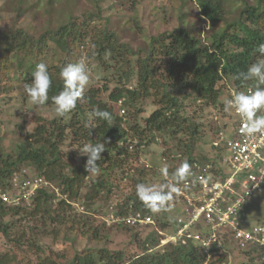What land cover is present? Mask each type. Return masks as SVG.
I'll use <instances>...</instances> for the list:
<instances>
[{
    "label": "trees",
    "instance_id": "obj_1",
    "mask_svg": "<svg viewBox=\"0 0 264 264\" xmlns=\"http://www.w3.org/2000/svg\"><path fill=\"white\" fill-rule=\"evenodd\" d=\"M38 1L37 7L41 8L44 0ZM108 1L90 0L94 9L67 16L66 23L56 29L48 28L39 37L17 27L16 22L6 30L0 29V108L8 104L22 108L23 103L30 101L25 85L32 82V73L39 63L47 65L52 85L45 105H35L38 109L55 111L52 97L63 90L60 72L66 65L77 63L76 58H84L90 77L74 110L64 117L36 116L35 127L18 141L15 149L7 151L5 137L0 134V194L18 191L14 182L25 169L43 182L20 206H8L0 197V235L8 246L7 251L0 252V264H33L31 259H35L34 264L208 262L205 250L192 244H169L146 253L159 245V229H173L175 223L167 212L148 211L136 196V185L163 177L161 169L166 166L169 176L164 177L163 184L166 179L171 180L172 173L184 161L192 166L193 175L187 181H193L196 163L214 168L220 164L226 148H216L214 142L218 133L227 128L198 119L208 108L225 113L223 90L244 93L250 87L256 88L255 81L243 82L237 76L256 62V48L264 43V0H178L177 8H162V21L155 25L152 20L142 22L146 0H132L136 15L116 28H112L111 17L105 15ZM190 2L209 22L205 35L202 30L184 25L183 10ZM30 8L31 5L18 9L17 20ZM172 20V28L165 29ZM14 61L20 70L13 76L21 82L16 98L11 95L14 88L10 83ZM91 71L95 76L90 75ZM94 109L109 111L112 122L93 116ZM7 113L18 116L19 107L15 112L9 108ZM233 116L230 115L232 120ZM0 123H4L2 116ZM207 131L213 136L208 152L200 150L207 144ZM89 142L105 144L98 174L85 170L87 157L77 161L78 150ZM153 145L162 148V167L144 163L142 153ZM68 148L75 151L67 153ZM121 183H126V190L120 189ZM53 184L57 191L51 188ZM119 193L122 199L108 213L114 195ZM173 203L178 204L177 214H182V198L174 194L169 206ZM73 204L81 205V214ZM103 214L120 220L137 214L150 216L155 223L152 226L159 229H153L144 243L139 232L134 233V244L142 253L127 259L124 250L108 247L109 229ZM30 220L36 224L31 226ZM114 226L129 228L123 221ZM44 237H51L66 248L61 252L45 249L41 240ZM222 240L224 251L236 256L233 264L238 261L237 255L248 258L245 264H264V246L251 244L244 248L228 235ZM85 243L84 249L77 250L78 244ZM217 250L213 247L211 254ZM228 253L220 254V258L213 256L209 264H229Z\"/></svg>",
    "mask_w": 264,
    "mask_h": 264
},
{
    "label": "rangeland",
    "instance_id": "obj_2",
    "mask_svg": "<svg viewBox=\"0 0 264 264\" xmlns=\"http://www.w3.org/2000/svg\"><path fill=\"white\" fill-rule=\"evenodd\" d=\"M255 1V0H253ZM38 0H24V3H21V0H0V29L6 30L10 28L14 22H16L17 27L24 28V30H27L29 33L33 34L36 37H39L42 35L48 28L56 29L59 25L66 23L68 21L67 16L69 15H78L79 12L87 9H94L93 4H90V0H44L42 3V7H37ZM132 0H109L105 6V15L110 16L112 20V28H116L118 26L122 27L123 23L130 19L131 17H134L136 15V12L133 10L132 6ZM145 4L147 6L146 12L144 13V18L142 19V22L145 24L152 20V22L155 24H158L162 21V13H163V7L171 8H177L179 6L178 0H146ZM31 5L30 11L26 12L19 20H17L18 15V9L27 8ZM177 10V9H176ZM183 16H184V25L187 27H191L192 29H195L197 31L202 30L203 35H205L206 30H208L209 22L206 21V19L201 15L200 9L196 6L194 2L188 3L187 7L183 10ZM144 20V21H143ZM175 22V20L171 21V24L168 26H165V29H171L172 24ZM154 32V28L152 29ZM75 59V62L83 61L85 63L84 58ZM13 72L11 73L10 77V83L13 86L12 90V97L16 98L18 94V90H21V82L15 78L13 75L16 74L15 72H19L20 68L17 64V61H14L12 64ZM26 66V65H25ZM24 66L23 69L26 67ZM86 66V64H85ZM90 75L95 76V72L91 71ZM98 78V76H97ZM17 90V91H16ZM229 92L223 90V100L226 101L229 98ZM21 105H13L8 104L5 108H0V117L2 116L4 123H0V134L5 137L4 140V147L7 149V151H11L12 149L16 148V144L18 141L23 137L26 136L29 132L32 131V129L35 127V117H43L50 119L52 118L56 113L52 109L48 108H36L35 105H33L30 101L27 103H23L22 108H20ZM19 107V115L16 116L13 114L10 116L7 113V110L9 108H13V111L15 112L16 109ZM16 108V109H15ZM152 110V109H151ZM150 110V111H151ZM193 109L189 107V112H192ZM150 114L147 113V115ZM232 112L220 114L218 110L208 108L205 112V115L203 118L198 119L199 122H203L204 124H209V122L213 121L215 122L219 127H223L225 132H228L231 135L232 131V123L236 118L231 119L230 115ZM234 117V116H233ZM218 138V135H217ZM216 138V139H217ZM213 139V136L207 131L206 134V146L200 149L208 152L210 150L209 143ZM67 153H72V151H75L72 148L65 149ZM162 148L159 145H153L150 147L147 153H142V157L144 160V163L150 166L155 167H162ZM226 157L230 159L232 157L231 153L227 150L225 153ZM77 161L80 162L82 156L77 155ZM141 158V157H140ZM32 183L35 181L34 173L29 170L25 169V171H22L21 176L17 179L18 182L21 181V183L25 180ZM164 180V176L158 179H152L145 184L148 186H159L161 185V182ZM56 185H52L51 188L56 189ZM120 189L123 191L127 189L126 183L120 184ZM17 193L20 192V189L16 191ZM21 193V192H20ZM14 194V193H13ZM18 195V194H17ZM12 193L8 195V200L5 201V203L9 206L10 204H15L11 200ZM24 196V193H21V197ZM113 198L114 204L113 206L108 208V213H110L111 210H113L114 205L119 202L122 196L121 193L118 195L115 194ZM23 198V197H22ZM31 198V195L28 194V196H24L25 202ZM30 203V202H29ZM22 201H17L15 206L22 205ZM27 204V203H26ZM29 205V204H28ZM73 207L78 209L79 213L81 214L83 209L81 205L73 204ZM167 215H169L171 218H173L174 223H176L178 214L175 209L170 210L167 212ZM103 220L107 224L108 231V247L112 250L119 251L124 250L126 252V258H130L131 256H135L137 254H141L142 250L141 248L134 244L133 237L136 235L134 233H138L139 239L143 240L142 243L145 242L149 234L153 231V229L157 230V226H147L146 228L142 229H133L130 230L127 229H119L114 226L113 222H111L110 218L103 214L102 215ZM242 218V225L244 229H248L250 227L255 226H263L264 227V198L263 197H257L255 201L250 204L249 208L246 210H243L241 213ZM31 226H34L36 223L33 220H30ZM28 223V222H26ZM110 226H114L110 227ZM132 229V228H131ZM159 229V228H158ZM161 230V229H159ZM169 231V230H167ZM159 236V235H158ZM42 244H44V248H48L52 250L53 252H61L66 248V245L63 243H55L51 237H44L41 238ZM86 247L85 244H78L76 246L77 250H82ZM161 246L158 245L156 248L149 250L146 253H151L155 250H158ZM8 250V246L6 245L4 237L0 235V252H5ZM48 253H45V256ZM230 255V253H228ZM237 255V254H236ZM234 260H236L235 254L231 256ZM238 261L236 264H241L242 260L245 262L248 261V258L242 255H237ZM31 261L34 264L35 259H31ZM206 264H209L207 262Z\"/></svg>",
    "mask_w": 264,
    "mask_h": 264
},
{
    "label": "built area",
    "instance_id": "obj_3",
    "mask_svg": "<svg viewBox=\"0 0 264 264\" xmlns=\"http://www.w3.org/2000/svg\"><path fill=\"white\" fill-rule=\"evenodd\" d=\"M248 88L244 93L254 91ZM229 99L236 90L229 89ZM232 114L236 118V124L231 128V135L221 131L214 142V147H224L232 157L223 156L220 164L215 168L195 164L193 181L176 185L180 191L177 196L185 202L183 215L178 219L176 229L160 231V246L165 245H195L203 248L208 257V262L213 256L220 258L224 251L222 238L231 236L244 248L251 244L264 246V227L258 226L251 231L243 228L241 211L250 206L257 197L264 198V136L256 134L249 137L241 131L243 121L233 109ZM264 114V113H258ZM214 168V169H213ZM222 169V172H215ZM23 180H25L23 178ZM43 184L41 180H35L31 184L26 180L14 182V187L24 191V196L35 194V191ZM48 185V183H44ZM18 194V195H17ZM4 201L7 195H1ZM24 196L15 192L11 196L12 202L23 201ZM13 204V205H15ZM114 210H111L112 213ZM113 224L123 221L129 228H143L154 224L152 217H143L141 214L130 215L125 219L110 218ZM213 247L217 251L211 254ZM232 255H228V263L233 264Z\"/></svg>",
    "mask_w": 264,
    "mask_h": 264
},
{
    "label": "clouds",
    "instance_id": "obj_4",
    "mask_svg": "<svg viewBox=\"0 0 264 264\" xmlns=\"http://www.w3.org/2000/svg\"><path fill=\"white\" fill-rule=\"evenodd\" d=\"M256 51L259 53L256 62L249 65L246 71L239 73L237 76L243 82L255 81V90L250 91L248 94L243 92L235 93L231 99L225 101L223 108L225 113H230L234 109L239 114L243 121L241 131L249 137H254L256 134L264 136V114H258L264 113V87H261V85H264V43L259 44ZM32 76V82L25 85V92L33 105L43 106L49 99L48 92L52 85L47 65L44 63L37 64ZM60 78L63 81V90L58 95L53 96L52 101L55 105L56 115L64 117L76 108L78 100L83 97L85 89L89 85L90 77L85 63L80 61L63 67L60 72ZM93 116L108 123L113 120L112 114L106 110L94 109ZM78 151L80 156L87 157L84 165L85 170L89 174H98L100 171L98 161L101 160V154L105 151V144L89 142L84 144ZM191 167L189 162H182L172 173L171 180L166 179V182L158 187L148 186L144 183L137 184L136 196L143 206L153 214L176 210L178 204L173 203L169 206V202L173 200L174 194L177 195L180 191L176 185L187 181L193 175ZM161 173L167 178L169 176L168 168L166 166L163 167ZM9 206H13V204ZM182 215L183 213L178 216L173 229L168 227L165 231L173 232L176 229L178 219ZM160 231L164 230H159L158 234Z\"/></svg>",
    "mask_w": 264,
    "mask_h": 264
}]
</instances>
